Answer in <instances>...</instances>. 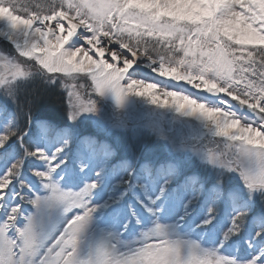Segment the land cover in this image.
Returning <instances> with one entry per match:
<instances>
[{
	"label": "snow or ice",
	"instance_id": "6c2138e0",
	"mask_svg": "<svg viewBox=\"0 0 264 264\" xmlns=\"http://www.w3.org/2000/svg\"><path fill=\"white\" fill-rule=\"evenodd\" d=\"M0 264H264V0H0Z\"/></svg>",
	"mask_w": 264,
	"mask_h": 264
},
{
	"label": "rangeland",
	"instance_id": "374dc122",
	"mask_svg": "<svg viewBox=\"0 0 264 264\" xmlns=\"http://www.w3.org/2000/svg\"><path fill=\"white\" fill-rule=\"evenodd\" d=\"M111 111L114 112L116 115H119L120 113V109L116 108L114 104L111 107ZM100 135H104V133L101 131Z\"/></svg>",
	"mask_w": 264,
	"mask_h": 264
}]
</instances>
